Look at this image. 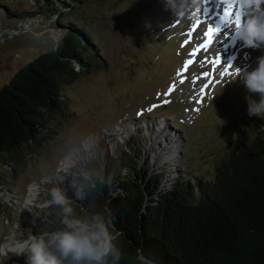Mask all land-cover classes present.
Instances as JSON below:
<instances>
[{
    "label": "rangeland",
    "instance_id": "rangeland-1",
    "mask_svg": "<svg viewBox=\"0 0 264 264\" xmlns=\"http://www.w3.org/2000/svg\"><path fill=\"white\" fill-rule=\"evenodd\" d=\"M65 2L70 7L59 16H35L40 8L34 0H0V87L35 56L54 48L65 34L59 20L70 16L69 21L92 32L87 37L88 71L61 84L66 106L55 119L56 134L33 150L24 144L20 165L0 166L5 204L0 207V245L16 244L33 232L30 214L46 213L50 206L41 205L50 199L48 190L59 186L65 192V184L75 180L73 170L100 171L113 188L117 178L129 173L117 161L119 154L135 153L132 162L140 169L148 166L168 173L169 179L212 178L235 147L251 146L264 133V117L247 114L246 97L258 100V95L248 93L232 71L233 66L254 68L264 48H246L239 40L232 44L231 23L213 37L209 49L192 55L204 43L220 0L203 3L192 20L174 18L163 0ZM197 20L203 23L197 25ZM217 53L221 65L212 64ZM229 63V74L220 76ZM153 105L157 107L148 111ZM76 151L78 160L62 165ZM32 188L36 195L29 203ZM0 264L26 261L8 253L0 255Z\"/></svg>",
    "mask_w": 264,
    "mask_h": 264
},
{
    "label": "trees",
    "instance_id": "trees-1",
    "mask_svg": "<svg viewBox=\"0 0 264 264\" xmlns=\"http://www.w3.org/2000/svg\"><path fill=\"white\" fill-rule=\"evenodd\" d=\"M34 1L40 8L35 16L58 15L70 7L65 0ZM69 19L59 20L65 34L53 49L35 56L0 87V166L20 165L24 144L33 150L56 134L55 119L64 115L66 106L61 84L88 71L87 37L92 32ZM134 158L135 153L119 154L117 161L129 173L117 178L113 188L100 171L93 174L85 168L102 182L95 180L91 190L85 185L88 194L83 201L77 200L73 181L64 187L77 215L91 211L111 215L122 233L117 241L122 250L119 264H139L138 251L151 255L155 264H264V133L251 146L235 147L212 178L169 179L168 173L150 171L148 166L140 169ZM72 172L82 183L81 173ZM2 200L0 196L4 209ZM45 212L30 214L35 229L29 235L62 227L59 207Z\"/></svg>",
    "mask_w": 264,
    "mask_h": 264
},
{
    "label": "clouds",
    "instance_id": "clouds-1",
    "mask_svg": "<svg viewBox=\"0 0 264 264\" xmlns=\"http://www.w3.org/2000/svg\"><path fill=\"white\" fill-rule=\"evenodd\" d=\"M167 10L174 18L192 20L204 3V0H163ZM239 10V25L232 24L231 31L242 42L243 46L252 49L264 48V0H230ZM233 76L239 79L250 94H257L259 99H247V114L264 117V55L257 57L256 66L238 68L233 66ZM234 81H229L231 83ZM82 183L73 181L77 200L83 201L88 189L96 187L95 180L88 174L81 173ZM33 192V196H35ZM50 199L41 207L56 206L61 209V224L53 231H45L38 235H29L26 240L19 241L18 246L11 248L13 255L25 257L26 264H119L122 250L118 239L122 235L117 231L113 218L107 212L91 211L77 215L72 201L59 186L48 190ZM29 200V203H32ZM0 252H3L0 249ZM6 254V253H3ZM139 264H155L151 255L137 253Z\"/></svg>",
    "mask_w": 264,
    "mask_h": 264
},
{
    "label": "snow or ice",
    "instance_id": "snow-or-ice-1",
    "mask_svg": "<svg viewBox=\"0 0 264 264\" xmlns=\"http://www.w3.org/2000/svg\"><path fill=\"white\" fill-rule=\"evenodd\" d=\"M208 0H204V4H207ZM222 3V5H226L225 7H223V11L222 14L219 16V19L221 20L222 23L225 24V26L227 27V24L231 21L237 25H239L240 21H241V16L239 13V10L236 9L235 12V16L233 17L232 15V10H233V4L230 3V0H220V3L217 4V6L219 7L220 4ZM205 11H207L205 9ZM201 23H203V21L197 20V25H200ZM221 33V28L219 26H214L211 22H209L207 30L204 33L205 36V40L204 43L199 45V47L193 51L192 55H195L196 52L200 51V50H207L210 48V45L213 43V37L215 36H219ZM188 63H192V61H189ZM213 65H221L222 64V60H221V56L220 53H217L215 56V59L212 61ZM232 64H225L224 66V71L220 72V76H225L226 74H229V70L231 69ZM185 68H187V64L185 66ZM209 75V73H204V76L207 77ZM181 83H183V81H181ZM211 85H206L205 87H210ZM172 91V88H169V92ZM203 91V89L201 90ZM168 93H165V95H167ZM200 101H197V103H199ZM165 103H167V101H165ZM157 107L156 105L151 106L148 111H151L153 108ZM142 113H137V115H141Z\"/></svg>",
    "mask_w": 264,
    "mask_h": 264
},
{
    "label": "bare ground",
    "instance_id": "bare-ground-1",
    "mask_svg": "<svg viewBox=\"0 0 264 264\" xmlns=\"http://www.w3.org/2000/svg\"><path fill=\"white\" fill-rule=\"evenodd\" d=\"M226 5H221L220 7H218V10L217 11H212V15L210 16L211 19L214 20V23L213 25L214 26H219L222 29H224V26L225 24L221 22V20L219 19V16L222 14V11H223V7H225ZM235 12H236V7L235 5H233V10H232V15L233 17L235 16ZM211 14V13H210ZM231 23L233 24V22H229L228 24L231 25ZM227 24V25H228ZM229 41L232 43V44H235L238 42V38L235 36L234 33H232L229 37ZM233 39V40H231ZM204 40H205V36H204ZM233 41V42H232ZM80 157V154H79V151H76L74 153H72L66 160H64L62 162V165H66V166H70L71 164H73V162L75 160H78V158ZM36 189L37 188H32V189H29V194L28 196L26 197V201L29 202V200H33L35 196H33V192H36ZM36 195V194H35ZM18 246V243L16 244H13L11 242H5L3 243L2 245H0V249L3 250V252H0V255H7L8 253H10V255L13 257L15 255L12 254L11 251H8L9 249L11 248H15ZM3 253H6V254H3Z\"/></svg>",
    "mask_w": 264,
    "mask_h": 264
}]
</instances>
